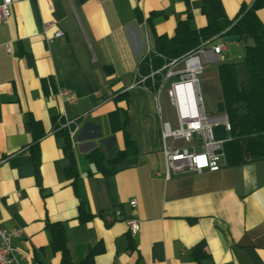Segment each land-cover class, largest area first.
Wrapping results in <instances>:
<instances>
[{"label":"crops","instance_id":"1","mask_svg":"<svg viewBox=\"0 0 264 264\" xmlns=\"http://www.w3.org/2000/svg\"><path fill=\"white\" fill-rule=\"evenodd\" d=\"M243 5L264 23V0H13L0 23V224L22 228L14 244L28 254L27 264H79L91 249L95 264H264V160L167 180L162 88L154 93L138 75L156 34L173 36L188 12L198 29L234 18ZM50 20L65 31L62 38L48 40L43 24ZM206 59L220 60L211 50ZM217 79L220 85L218 70ZM61 89L77 100L59 96ZM126 112L138 153L106 162L112 173L103 175L89 154L98 149L111 159L125 148ZM54 116L73 127L88 221L79 218L71 159ZM132 217L141 222L136 235L125 220ZM200 244L205 255L198 260Z\"/></svg>","mask_w":264,"mask_h":264},{"label":"trees","instance_id":"2","mask_svg":"<svg viewBox=\"0 0 264 264\" xmlns=\"http://www.w3.org/2000/svg\"><path fill=\"white\" fill-rule=\"evenodd\" d=\"M158 14V12L152 13L150 19ZM192 20V13L188 12L187 17L178 22L173 36L156 34V49L150 51L140 62L139 79H145L144 84L157 94L164 81V74H159L157 70L173 60L182 59L191 52L207 47L209 42L217 36H239L245 46L244 55L238 60L221 61L217 66L221 89L218 110L228 116L231 130L227 131L220 126L216 129V133L218 137L226 139L227 166L235 167L264 160L263 21L255 10L246 5L242 6L234 18L226 17L214 20L198 29L192 26ZM164 72L166 73L165 69ZM54 121L58 135L65 140V153L71 159V166L67 174L72 177L76 194L80 200L79 218L82 221H88L93 214L88 210V199L79 179L71 139L73 127L63 126L59 116H54ZM127 122L128 114L126 112L125 148L123 150H119L111 159H107L98 149L89 154V158L96 163L99 172L103 175L112 173L105 164L106 162L113 164L138 153L137 145L126 129ZM30 161L37 180L40 182L41 157L38 149L32 150ZM55 230L56 243L62 251L65 263L68 258V250L63 225H55ZM95 253L96 251L91 249L79 264H95ZM194 253L196 258L201 260L205 255L204 245L200 244Z\"/></svg>","mask_w":264,"mask_h":264},{"label":"built area","instance_id":"3","mask_svg":"<svg viewBox=\"0 0 264 264\" xmlns=\"http://www.w3.org/2000/svg\"><path fill=\"white\" fill-rule=\"evenodd\" d=\"M12 3L13 0H1L0 23L7 22L10 18ZM50 31H53L52 35H49ZM43 32L50 41L65 35V31L56 20L45 22ZM222 37L224 36H217L209 42L207 47L191 52L182 59L173 60L161 69L166 70L164 80H167L169 84L168 98L178 121L177 127L169 121H161L167 180L179 173L216 172L227 166L226 139L218 137L216 129L222 126L230 131L231 123L225 113L212 117L207 115L200 84L207 52L211 50L214 55L221 59L224 58V43H214L215 39L221 40ZM6 50L12 53L10 43L6 44ZM180 63L183 64L182 68L174 70ZM58 95L67 98L70 102L77 100L76 96L66 89H61ZM181 140L188 144L180 145L178 142ZM130 204L136 206L137 200H132ZM117 215L120 214L117 213ZM125 220L131 234H138L141 228L140 220L134 217ZM22 236V228L10 229L0 224V264H27L28 254L14 244V239Z\"/></svg>","mask_w":264,"mask_h":264},{"label":"rangeland","instance_id":"4","mask_svg":"<svg viewBox=\"0 0 264 264\" xmlns=\"http://www.w3.org/2000/svg\"><path fill=\"white\" fill-rule=\"evenodd\" d=\"M216 38V37H215ZM216 41V39L214 40ZM222 42L221 40H217ZM224 45L227 50L224 51V58L216 61L206 60L204 63V71L200 76V84L202 89V94L204 98L205 111L208 116H218L222 113L218 110V102L221 100V89L217 79V66L221 61H234L244 55L245 46L239 42H226ZM206 55H204L205 57ZM183 64L177 65L174 70H179L182 68ZM162 69V68H161ZM157 70L159 74H164V70ZM167 80L163 81L165 87H162L159 96V103L162 109V115L164 121H169L174 127L178 126L177 116L174 108L170 105L168 98V88L169 85L166 84ZM162 84V85H163ZM161 85V86H162ZM180 145H187L184 140L178 142Z\"/></svg>","mask_w":264,"mask_h":264},{"label":"water","instance_id":"5","mask_svg":"<svg viewBox=\"0 0 264 264\" xmlns=\"http://www.w3.org/2000/svg\"><path fill=\"white\" fill-rule=\"evenodd\" d=\"M222 43H226V42H239L242 43L240 41V37L237 35H231V36H224L221 38Z\"/></svg>","mask_w":264,"mask_h":264}]
</instances>
